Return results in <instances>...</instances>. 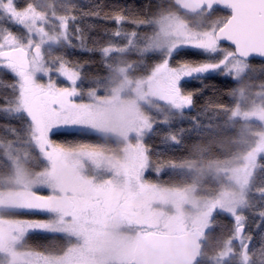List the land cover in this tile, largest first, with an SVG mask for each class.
Returning a JSON list of instances; mask_svg holds the SVG:
<instances>
[{"label":"snow or ice","instance_id":"1","mask_svg":"<svg viewBox=\"0 0 264 264\" xmlns=\"http://www.w3.org/2000/svg\"><path fill=\"white\" fill-rule=\"evenodd\" d=\"M0 264H264V0H0Z\"/></svg>","mask_w":264,"mask_h":264}]
</instances>
